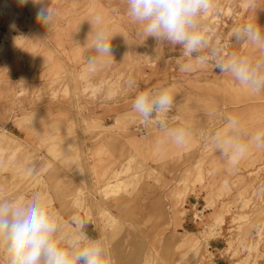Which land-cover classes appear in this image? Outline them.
Here are the masks:
<instances>
[{
	"label": "rangeland",
	"instance_id": "1",
	"mask_svg": "<svg viewBox=\"0 0 264 264\" xmlns=\"http://www.w3.org/2000/svg\"><path fill=\"white\" fill-rule=\"evenodd\" d=\"M22 6L0 0V13L21 15ZM126 9V0H65L56 9L63 18L47 29L60 51L42 50L38 41L30 48V30L0 34V49L28 51L31 60L23 81L2 90L12 107L0 102V199L23 203L39 193L70 235L77 234L76 223L62 212L76 211L74 221H81V211L88 217L97 212L108 243L123 239L125 248L143 255L138 264H154L152 254L160 250L162 264H264V148L253 141L231 165L204 140L229 116L250 135L264 131V92L252 93L211 63L181 72L182 49L146 39ZM96 16L115 36L112 55L89 72L86 48L76 42H86ZM201 22L225 52L259 55L231 37L238 26L264 27V0L255 7L249 0H213ZM157 84L171 86L174 95L171 111L157 119L189 129L183 146L132 112L134 96ZM12 124L27 131L21 135ZM156 191L163 198L157 208ZM174 216L179 226L171 229Z\"/></svg>",
	"mask_w": 264,
	"mask_h": 264
},
{
	"label": "clouds",
	"instance_id": "2",
	"mask_svg": "<svg viewBox=\"0 0 264 264\" xmlns=\"http://www.w3.org/2000/svg\"><path fill=\"white\" fill-rule=\"evenodd\" d=\"M21 5L31 2L40 5L36 20L48 30L53 26L55 11L48 0H18ZM255 7L256 0H249ZM127 15L141 26L147 39L166 42L182 49L178 64L181 72H189L195 65L211 63L222 74L230 75L254 94L264 92V27L248 23L233 30L236 44L245 42L255 46L259 55H243L238 51L225 52L220 38L210 36L201 17L213 6V0H126ZM86 42L85 64L89 72L98 69L100 58L112 55L111 41L115 35L103 24L101 16L90 22ZM134 81H129V87ZM174 95L171 86L163 84L139 91L132 100L131 109L142 124L155 122L172 143L183 146L190 131L185 126H172L166 116L172 109ZM219 156L231 165L238 163L254 141L264 148V131L250 135L239 118L226 117L222 130H210L204 137ZM34 168H28L29 175ZM77 234H66L55 215L34 193L26 202L0 199V251L5 264H114L103 241L92 238L86 225L76 221Z\"/></svg>",
	"mask_w": 264,
	"mask_h": 264
},
{
	"label": "crops",
	"instance_id": "3",
	"mask_svg": "<svg viewBox=\"0 0 264 264\" xmlns=\"http://www.w3.org/2000/svg\"><path fill=\"white\" fill-rule=\"evenodd\" d=\"M75 2V0H74ZM48 3L52 6V8L55 11V18L54 20H60L63 17L60 15L61 11H57L61 9V4L63 5L65 3V0H48ZM57 6V8H56ZM40 5H34L31 2L28 5L22 6V14L21 15H12L10 13L1 12L0 13V34L12 31L15 35L20 36L22 33H27L30 30V38L33 39V43H31L30 40V48L35 44V41H38V45L44 47L42 50H56L60 51L61 48L58 45H55L53 43H50L49 37L54 36L53 33H48V30L45 26H43L40 22L36 20V12ZM13 25V28L11 27ZM11 27V30H10ZM40 31V32H39ZM61 33V30H59V34ZM39 37V38H37ZM8 46V45H6ZM32 49H30L31 51ZM41 49L38 48L35 51H40ZM41 50V51H42ZM31 65L30 56L28 54V51H26L24 54H21L20 51L14 47H10L8 49H0V102H2V105L6 103V105H11V101H9L8 95L2 92V90L9 89V86L11 85H18L20 82L23 81V77L25 73L28 71L29 67ZM10 100H16V98H13L11 95ZM17 102V100H16ZM12 107V105H11ZM18 107L15 104L14 110H16ZM2 111V109H1ZM13 112V111H12ZM12 112L8 115H12ZM2 114V112H0ZM15 128V131L21 133V135L27 131V129L22 127H14V125H10V128ZM17 136V135H16ZM28 140V137H27ZM29 141V142H28ZM27 143L30 144V140H28ZM77 183H80L78 179L76 180ZM162 192L156 191L154 194V206L157 208V206H161L162 202ZM110 203V202H109ZM110 205H113V202L110 203ZM108 205L106 206L107 210H112V213H114V208ZM76 213V211L71 210L70 214L71 216L73 213ZM62 215L64 216V219H69L72 222L74 221L66 211L62 212ZM81 216V222H83L86 225V231L88 235L92 238H98L101 239L111 255V257L114 260V264H138L139 260L144 259L143 255H140L139 252L132 253L130 252L129 248H125V241L123 239H119L116 243H108L106 239V235L103 233V226L104 223L100 221V217L97 214V212H94V214L90 217L86 214L85 211L80 212ZM173 216V215H172ZM123 219V218H121ZM178 219V218H177ZM176 217H172L170 221V228L173 229V227L179 226L178 221ZM184 225V223H182ZM156 243V242H155ZM122 245L121 249L120 246ZM123 248V249H122ZM152 254V253H151ZM154 255V264H162L160 260L163 259V251L160 250V252L154 251L152 254ZM224 255H221L223 258ZM3 258V254H0V259ZM153 258V257H152ZM209 264H227V259H218L217 261H214L213 263ZM261 264V263H260Z\"/></svg>",
	"mask_w": 264,
	"mask_h": 264
}]
</instances>
